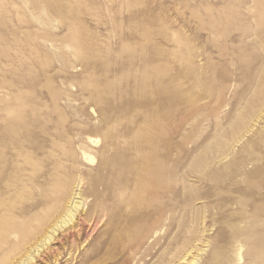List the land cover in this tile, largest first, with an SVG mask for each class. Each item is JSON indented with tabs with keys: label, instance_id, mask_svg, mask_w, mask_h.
<instances>
[{
	"label": "rangeland",
	"instance_id": "rangeland-1",
	"mask_svg": "<svg viewBox=\"0 0 264 264\" xmlns=\"http://www.w3.org/2000/svg\"><path fill=\"white\" fill-rule=\"evenodd\" d=\"M260 245L264 0H0V264Z\"/></svg>",
	"mask_w": 264,
	"mask_h": 264
},
{
	"label": "bare ground",
	"instance_id": "bare-ground-1",
	"mask_svg": "<svg viewBox=\"0 0 264 264\" xmlns=\"http://www.w3.org/2000/svg\"><path fill=\"white\" fill-rule=\"evenodd\" d=\"M12 110H13V109H12ZM17 112H18V111H17ZM8 133H9V132H8ZM82 156H83L84 159L92 160L91 157L86 156L84 153H82ZM55 177H56V176H55ZM55 177H54V178H55ZM54 178H53V179H54ZM56 178H57V177H56ZM56 178H55V179H56ZM55 179H54V181H55ZM56 181L58 182V180H56ZM61 183L64 184L63 182H61ZM52 184H54V183H52ZM52 184H51V186L53 187ZM56 185H57V184H56ZM56 185H54V186H56ZM50 190H51V189H50ZM53 191H54V190H53ZM57 191H58V190L55 189L54 192H56L55 194L58 195ZM60 192H61V191H60ZM69 192H70V191H69ZM50 193H51V191H50ZM55 194H54V195H55ZM60 194H61V196H62V193H60ZM68 195H70V194H68ZM73 195H74V194H72L71 196H73ZM49 196H50V194H49ZM71 196H70V197H71ZM46 197H47V196H46ZM69 200H70V198H69ZM71 200H72V199H71ZM66 202H68V201H66ZM69 203H70V202H69ZM73 204H74V203H73ZM68 205H69V204H68ZM70 205H71V204H70ZM75 207L77 208V206H75ZM75 207H74V208H75ZM69 208H70V207H69ZM76 208H75V209H76ZM72 209H73V208H72ZM73 210H74V209H73ZM74 212H75V210H74ZM70 216H71V214H70ZM72 216H73V215H72ZM70 220H71V219H70ZM64 221H65V220H64ZM69 222H70V221H69ZM58 223H59V222H58ZM65 223H66V221H65ZM63 225H64V224H63ZM57 227H58V225H55V226L53 227V229H55V228H57ZM51 228H52V227H51ZM55 231H56V230H55ZM45 238H46V237H45ZM45 238H44L43 240H41V242L44 241L43 243H45V242H46V239H45ZM47 240H48V241L50 240V236L48 237ZM46 243H47V242H46ZM37 246H39V245H36V246H34V247L32 246V247H33V253L38 251ZM40 246H41V245H40ZM39 248H40V247H39ZM263 252H264V247L261 246V245L258 246V247H257V254L261 256V255L263 254ZM27 260H29V261L31 260L30 256L27 257ZM25 261H26V260H25ZM23 264H24V262H23ZM256 264H264L263 259H260L259 261H257Z\"/></svg>",
	"mask_w": 264,
	"mask_h": 264
}]
</instances>
